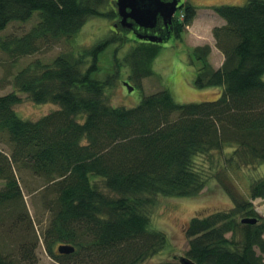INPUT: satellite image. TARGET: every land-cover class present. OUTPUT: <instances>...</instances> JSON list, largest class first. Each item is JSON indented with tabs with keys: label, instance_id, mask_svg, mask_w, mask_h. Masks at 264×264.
Returning <instances> with one entry per match:
<instances>
[{
	"label": "trees",
	"instance_id": "16d2710c",
	"mask_svg": "<svg viewBox=\"0 0 264 264\" xmlns=\"http://www.w3.org/2000/svg\"><path fill=\"white\" fill-rule=\"evenodd\" d=\"M115 1L0 0V33L14 22L30 21L35 13L39 17L29 33L0 40L13 62L62 41L74 49L51 64L37 60L21 69L14 76L15 90L0 96V133L8 134L13 146L10 155L0 150V226L22 218L20 207L27 214L16 171H31L45 181L46 191L56 194L46 202L51 220L43 239L57 264H141L168 245L167 235L151 227L153 199L194 198L207 187L198 158L225 152L227 163L238 168L264 163V0L212 7L225 21L212 30L223 62L214 68L209 45L194 48L192 55L202 65L195 86L221 88L218 100L178 104L170 91L161 90L144 95L133 108L111 105L114 78H94L100 56L111 44L122 48L128 32H113L80 54L73 44L90 19H118ZM181 8L172 37L160 35L164 43L181 39L197 16L188 1ZM134 38L141 42L137 53L115 62L119 69L129 66V78L142 88L141 81L153 74L145 67L159 50ZM21 94L59 110L36 121L22 119L15 110ZM250 189V200L227 189L235 203L232 210L190 220L186 257L195 264H264V218L253 204L264 198V177ZM248 218L258 219L257 224H243ZM61 245L74 246V253L60 254ZM0 264H38L35 248L22 245L9 251L2 242Z\"/></svg>",
	"mask_w": 264,
	"mask_h": 264
},
{
	"label": "rangeland",
	"instance_id": "374dc122",
	"mask_svg": "<svg viewBox=\"0 0 264 264\" xmlns=\"http://www.w3.org/2000/svg\"><path fill=\"white\" fill-rule=\"evenodd\" d=\"M185 1L197 8V16L193 24L183 33L181 39L173 38L163 44L144 42L148 44L147 46H156L159 54L149 66L145 67L146 69L151 68L153 74L141 81L142 88L129 78L131 73L129 66L125 64L119 69L115 62L116 57L123 61L126 56L137 53L141 42L137 41L133 35L128 34L127 43L122 48H120V43L111 44L100 56V72L95 73L94 78L105 80L112 77L115 79L113 85L116 86L108 93L112 106L133 108L141 103L144 95L161 90L170 91L178 104L212 102L221 97L222 89L219 87L199 89L195 86L194 81L202 65L192 55V51L198 46L209 45L212 49L209 61L214 68H218L222 63L223 55L216 48L212 30L216 26L223 25L225 21L213 12L212 7L244 6L248 0H183L182 4ZM182 4L175 16L180 19L184 12L181 8ZM110 9L112 8L108 7L107 10ZM37 14L35 13V16L26 23L14 22L10 24L4 32L0 33V40L21 37L29 33L39 22ZM113 22L114 20L101 17L90 19L74 38L73 44L76 52L80 54L82 49L93 47L103 40L112 38ZM72 50L74 49L70 43L62 41L49 48H43L36 55L22 57L17 62H13L10 56L0 48V96L15 90L14 76L21 69L37 60L43 64H51L61 53ZM21 97L23 101L15 107V110L22 119L36 121L59 110V106L56 104H35L27 94H21ZM0 150L8 155L13 150L6 133H0ZM226 152H230V150ZM226 158L225 152H214L211 155L198 158L199 166L208 177V185L199 196L194 198L157 196L153 199V204L148 208L151 227L153 230L162 231L167 235L168 245L163 251L141 264L164 262L180 264L178 258L186 257L189 250V240L185 234V228L190 220L196 216H207L217 211H230L235 207L227 189H232L242 199L250 200V188L253 181L264 177V163L257 167L238 168L234 164L229 165ZM16 174L20 181L27 214L24 208L20 207L17 212L20 211L18 214L22 218L16 220L13 226H10L8 222L4 226H0V243H5L9 251L22 245L34 247L38 264H57L47 254L43 239L51 220V211L46 202L54 201L56 194L46 191L45 181L35 177L31 171L24 170L21 173L16 171ZM97 183L104 190L103 181L97 179ZM3 187L4 182L0 180V190ZM253 204L257 213L264 218V198L254 200Z\"/></svg>",
	"mask_w": 264,
	"mask_h": 264
},
{
	"label": "water",
	"instance_id": "95a60500",
	"mask_svg": "<svg viewBox=\"0 0 264 264\" xmlns=\"http://www.w3.org/2000/svg\"><path fill=\"white\" fill-rule=\"evenodd\" d=\"M181 0H172L165 2L163 0H116L114 5L119 18V23L124 30H133L134 26H138L140 29L145 30V34L135 33L138 39L150 42V43H164V38L156 34L148 33V31L154 30L161 19L163 23L168 27L173 24L174 18ZM115 29L118 28L117 24H114ZM127 86H130L127 84ZM133 90V88H132ZM258 219L248 218L243 219V224H257ZM75 251V247L71 245H61L59 247L60 254H72ZM180 264H195L188 257L178 258Z\"/></svg>",
	"mask_w": 264,
	"mask_h": 264
},
{
	"label": "flooded vegetation",
	"instance_id": "af4514ba",
	"mask_svg": "<svg viewBox=\"0 0 264 264\" xmlns=\"http://www.w3.org/2000/svg\"><path fill=\"white\" fill-rule=\"evenodd\" d=\"M163 1L170 2L172 0H163ZM182 2H183V0H181V2L179 3V6L182 4ZM175 18H174V20H175ZM114 24H117L118 25V28L117 29H115L113 27L114 32H116L117 34H124V31H127L129 35H133L135 37V33H145V30L140 29L138 26H134L133 30H130V31L129 30H124L122 28V26L120 25V23H119V18L112 23V25H114ZM173 25H174V21H173V24L172 25H169L167 27L163 23V21L160 19L159 20V23H158V26L154 30L148 31V33L156 34L158 36L161 35V36L167 37L169 39V38L172 37V35L174 33V27H173Z\"/></svg>",
	"mask_w": 264,
	"mask_h": 264
},
{
	"label": "crops",
	"instance_id": "0c3cea01",
	"mask_svg": "<svg viewBox=\"0 0 264 264\" xmlns=\"http://www.w3.org/2000/svg\"><path fill=\"white\" fill-rule=\"evenodd\" d=\"M222 62H223V59H222ZM222 64V63H221ZM221 65H219V67H220Z\"/></svg>",
	"mask_w": 264,
	"mask_h": 264
}]
</instances>
